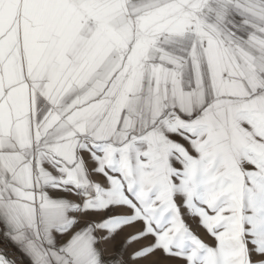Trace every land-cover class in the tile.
Segmentation results:
<instances>
[{
	"label": "snow or ice",
	"instance_id": "1",
	"mask_svg": "<svg viewBox=\"0 0 264 264\" xmlns=\"http://www.w3.org/2000/svg\"><path fill=\"white\" fill-rule=\"evenodd\" d=\"M0 242L264 264V0H0Z\"/></svg>",
	"mask_w": 264,
	"mask_h": 264
},
{
	"label": "crops",
	"instance_id": "2",
	"mask_svg": "<svg viewBox=\"0 0 264 264\" xmlns=\"http://www.w3.org/2000/svg\"><path fill=\"white\" fill-rule=\"evenodd\" d=\"M4 248L10 252L12 256H14L19 264H25L24 258L20 255V253L11 245H6L3 242H0V249Z\"/></svg>",
	"mask_w": 264,
	"mask_h": 264
},
{
	"label": "built area",
	"instance_id": "3",
	"mask_svg": "<svg viewBox=\"0 0 264 264\" xmlns=\"http://www.w3.org/2000/svg\"><path fill=\"white\" fill-rule=\"evenodd\" d=\"M1 249H4V248H1ZM5 251L8 253V255H9L10 258H12V259H14L16 261V264H19L17 262L16 258L14 256H12L8 250L5 249Z\"/></svg>",
	"mask_w": 264,
	"mask_h": 264
}]
</instances>
